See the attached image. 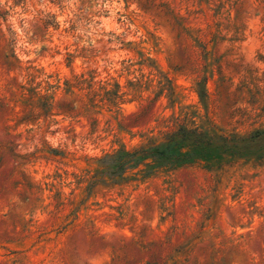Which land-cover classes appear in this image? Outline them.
Instances as JSON below:
<instances>
[{
	"label": "rangeland",
	"instance_id": "374dc122",
	"mask_svg": "<svg viewBox=\"0 0 264 264\" xmlns=\"http://www.w3.org/2000/svg\"><path fill=\"white\" fill-rule=\"evenodd\" d=\"M182 125L264 132V0H0V264H264V142L102 174Z\"/></svg>",
	"mask_w": 264,
	"mask_h": 264
},
{
	"label": "trees",
	"instance_id": "16d2710c",
	"mask_svg": "<svg viewBox=\"0 0 264 264\" xmlns=\"http://www.w3.org/2000/svg\"><path fill=\"white\" fill-rule=\"evenodd\" d=\"M263 142L264 132H256L246 138L224 137L218 136L216 131L211 135L182 125L168 132L160 144L151 143L147 148L119 151L115 157L103 158L101 164L105 170L102 174L110 178L121 177L128 169L138 167L145 160H153L160 167L172 168L204 161L210 168L214 166L212 161L222 165L221 155H228L234 160L249 153L255 154L263 148ZM218 148H222L223 152L216 156ZM257 160L263 161L264 156H258Z\"/></svg>",
	"mask_w": 264,
	"mask_h": 264
}]
</instances>
